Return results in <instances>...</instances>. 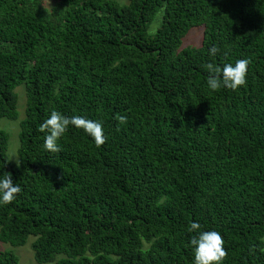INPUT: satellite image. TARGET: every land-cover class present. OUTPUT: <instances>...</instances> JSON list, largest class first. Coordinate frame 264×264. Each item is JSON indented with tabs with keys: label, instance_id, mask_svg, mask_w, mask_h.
<instances>
[{
	"label": "trees",
	"instance_id": "1",
	"mask_svg": "<svg viewBox=\"0 0 264 264\" xmlns=\"http://www.w3.org/2000/svg\"><path fill=\"white\" fill-rule=\"evenodd\" d=\"M238 59L247 83L210 90L205 66ZM52 110L101 121L105 143L70 126L46 150ZM1 119L21 191L0 205V264L31 238L39 264H193L192 222L221 233L223 264H264V0H0Z\"/></svg>",
	"mask_w": 264,
	"mask_h": 264
},
{
	"label": "clouds",
	"instance_id": "2",
	"mask_svg": "<svg viewBox=\"0 0 264 264\" xmlns=\"http://www.w3.org/2000/svg\"><path fill=\"white\" fill-rule=\"evenodd\" d=\"M217 51L218 49L213 47L210 49V54L215 55ZM249 63L248 59H238L234 64L225 63L222 67L208 63L205 66L208 74L206 81L208 88L212 91L221 87L238 90L247 83ZM126 120V116L119 117L120 123H125ZM70 126L83 130L97 146L105 143L106 136L101 121L80 115L67 117L59 111L52 110L39 127V131L45 134L44 148L51 152L59 151L58 141ZM20 191V185L14 183L11 173L0 174V205L11 203ZM188 230L195 233L190 240L193 264H223L227 253L224 239L219 231L202 230L198 222H192Z\"/></svg>",
	"mask_w": 264,
	"mask_h": 264
},
{
	"label": "rangeland",
	"instance_id": "3",
	"mask_svg": "<svg viewBox=\"0 0 264 264\" xmlns=\"http://www.w3.org/2000/svg\"><path fill=\"white\" fill-rule=\"evenodd\" d=\"M161 22V13L157 15V18L155 22L152 24L149 34H154L158 26L160 25ZM204 34V28L198 27L192 29L188 35L183 39L182 44L180 49L185 48V47H199L202 42ZM16 94L19 95L18 98V111H20V120L24 118V105H25V95L23 91V87H18L15 90ZM0 129L8 133L9 135V144H8V149H7V158L9 161L13 163H17L18 161V147H19V142H18V133H19V127H18V121L12 122L7 119H1L0 120ZM33 242V239L31 238L29 242L22 247H11L7 244L1 245V249L4 251H12L17 258L19 259L20 264H39L35 261L34 259V253L31 249V243ZM47 264H55V261L52 263H47Z\"/></svg>",
	"mask_w": 264,
	"mask_h": 264
}]
</instances>
